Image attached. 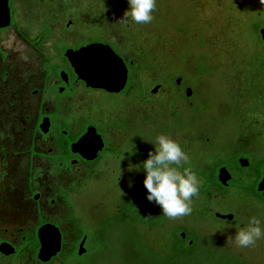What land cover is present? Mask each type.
I'll use <instances>...</instances> for the list:
<instances>
[{"label":"rangeland","instance_id":"rangeland-1","mask_svg":"<svg viewBox=\"0 0 264 264\" xmlns=\"http://www.w3.org/2000/svg\"><path fill=\"white\" fill-rule=\"evenodd\" d=\"M71 4L78 11L79 29L90 33L83 24L98 22L101 34L120 55L126 60H139L136 73L141 72L138 79L143 87H150L151 79L167 81L171 75L183 78L181 82L190 85L194 91L191 104L179 102L175 91L171 95L179 107L177 114L184 120V134L176 128L169 135L164 133L165 123L173 119L168 117L169 103L162 92L151 98L113 96L103 91L93 93L97 102L106 108L113 103L115 109L121 111V121H125L128 131L136 136L132 149L139 158L123 157L120 163L122 182L144 174L145 155L155 151L159 135L178 141L188 154L189 162L196 163L208 160L214 152L223 151L226 141L237 135L242 113L250 105L249 89L256 85L261 75L258 62L264 56V50L255 47L257 38L251 26L260 18L264 23V3L260 0H157L152 22L135 24L123 20L128 10L127 0H17L19 17L32 39L36 38L39 25L47 17L55 16L49 37L51 42L41 46L45 55L54 53L52 43L56 40L73 44L84 39L85 35L76 28L73 14L64 13L71 10ZM3 37L4 61L0 55V238L17 244L23 231L32 229L37 223L32 202L24 199L26 191L21 170L26 167L24 159L28 155L34 120L41 103L40 95H33L32 91L41 89L44 72L37 51L17 41L11 33ZM3 71L8 74L6 79L2 76ZM48 98H44L45 104H53ZM88 99L89 96L80 89L74 102ZM68 103L71 101H61L63 105ZM177 122L175 120L174 127H178ZM111 161L113 159L108 158L101 163L99 174L87 181L81 191L78 188L75 195V209L96 247L86 256L84 264H170L164 258L162 246L168 240L165 233L179 222L204 235L216 237L228 248L227 252L240 256L245 264H264V239L247 248L237 247L234 241L235 233L246 227L249 218L257 216L264 220V210L253 202H243L234 191L222 199L210 201L209 205L220 212H235L237 221L216 220L211 215L203 222H194L192 215L167 217L163 228L147 232L142 226L139 233L144 235L136 237L127 220L125 223L107 220L109 232L104 235V241L98 240V235L93 233L97 226L101 227L102 218L112 219L117 214L113 208L116 202L115 172L109 174L105 169ZM83 177L80 173L59 179L64 182L76 179L79 183ZM43 188L50 189V185ZM152 205L162 213L158 205ZM46 214L49 219L61 220L63 228L68 227L64 219L67 209L63 203L47 206ZM226 257L228 254H222V251L214 254L199 251L174 264H217ZM0 264L62 263L61 258L40 263L31 253L25 252L15 263L0 255Z\"/></svg>","mask_w":264,"mask_h":264},{"label":"flooded vegetation","instance_id":"flooded-vegetation-1","mask_svg":"<svg viewBox=\"0 0 264 264\" xmlns=\"http://www.w3.org/2000/svg\"><path fill=\"white\" fill-rule=\"evenodd\" d=\"M8 6L10 10V24L0 28V55L2 61H4L5 58V51L2 47L4 41L3 35L11 33L16 37L17 41L28 44L29 47L40 54L39 60L44 75L41 89H33L32 91L33 95H40L41 103L39 104L38 112L34 120L32 137L27 151L28 155L27 158L24 159L26 167L21 170L26 191L24 199L32 202L35 208L37 223L32 229L23 231L17 244L0 238V244L4 242L9 243L15 250L11 255H4L1 252L0 255L11 258L22 245L26 237L25 235L29 233H32L39 243V228L45 224H52L60 231L62 238L61 250L56 256L52 257L50 261L41 262L37 258L40 248L39 243L35 259L40 263H49L56 258H61L64 254H69L74 250L76 240L79 237L77 254L79 246L84 240L83 247L85 252L81 255L78 254L82 256L87 253V242L90 235L75 209L77 205L75 195L78 188L80 189L79 191H81L87 181L99 174L101 163L107 161L108 158L113 159V161L108 162V166L105 169L109 174L115 172L116 202L113 208L117 214H115L112 219L106 216V218L103 217L99 226L107 222V220H114L117 222L129 220L125 216H121L122 207L125 204H134L140 195H147V190L143 184L145 173L131 176L129 181L126 180L124 182H122L120 175L122 169L120 163L123 157L134 160L139 158V154L134 153L132 149L136 136H134V133L128 131L127 125H124L126 122L121 121V111L116 110L113 103H109L107 105L108 108H106V105L97 102L93 93L103 91L113 96L133 95L135 97L144 96L151 98L162 92L169 103L168 117L170 120L173 119L170 123H165L164 133L169 135L172 131H175L176 128H178L181 134H184L182 128L183 118L179 117L177 114L179 107H177V102L170 98L171 95L176 92L179 96V102L191 104L194 91L190 85L181 82L183 78L179 76L172 77L171 75L167 77V81L161 80L154 83V80L151 79L150 87L145 88L138 79V74L141 72L130 73L129 71L126 86L118 93L87 87L86 84L78 78L65 57L64 53L66 49H77L92 42H102L109 44L113 50L123 58L125 63L128 61L114 49V45L111 42L103 37L100 24L98 22L83 24L86 27L85 29L90 33L83 32L77 27V25H81L79 24L80 22H77L78 11L71 4V10L67 12V10H69L67 9L64 13L73 14L75 22L77 23L76 28L85 35L84 39L73 44H68L62 40H56L52 43L54 53L48 56L41 51V46L47 42H51L49 37L52 34V22L55 16H53V18L47 17V19H50V32L44 37L40 36L43 22L37 29L36 38L32 39L28 36L26 26L19 17L17 0H8ZM91 33L94 34L91 35ZM64 47L63 54L60 55V50ZM147 74L148 73H146V75ZM2 76L6 79L8 77L7 72L3 71ZM152 85H154V87L151 88ZM156 86L158 87L154 91ZM80 89L83 94L88 95L90 99L81 103H75V97ZM46 97H49L48 99L52 100L54 103L46 105V100H44ZM63 99H67L71 101V103L63 105L61 104ZM243 113V118L240 121V131L235 137L226 141L225 146H223V151L214 152L211 158L208 160L204 159L201 163L189 162L183 165L181 171H183L184 167L189 166V168L195 169L198 173L205 172L211 177L213 183L208 185V190L212 193L209 203L215 199H222L229 192L234 191L243 198V202H253L255 206H258L259 209L263 211L264 189L259 190V186L264 177V104L258 107V119L249 118L248 107ZM175 120H178V127H174V125H176L174 124ZM90 128H94L96 134L100 136L102 148L96 152L94 158L88 159L84 157L80 151L74 150L73 146ZM127 137L130 138L127 139ZM182 138L185 139L184 136ZM205 142H208L207 138H205ZM46 145L47 147L43 148V146ZM145 157L147 160L148 154H146ZM222 170L224 172L223 175L228 176L225 178V182L220 180ZM80 173L83 174L84 177L79 183L76 179L67 182L59 179L63 176H73ZM197 176L200 178L201 184L205 182V179L200 177V174ZM48 179H50L49 183L47 182ZM48 184L50 185V189H44L43 186H47ZM255 192H259L260 196ZM146 201L148 200L146 199ZM60 202L63 203L67 209V214L64 216L68 224L66 229L63 228L61 220L49 219L46 214L47 206H54ZM148 203L152 204L149 201ZM210 210L212 211L213 218L216 220L228 222L237 221L238 217L235 212H220L211 206ZM219 215H232V218H222ZM163 220L165 225L166 219ZM176 225L168 229L165 233L167 237L171 234L172 229L175 228ZM101 228L102 227L97 226L93 234L100 235L99 231ZM181 234L185 235L183 232ZM184 235H182V237H184ZM24 251L34 256V252L27 247H24Z\"/></svg>","mask_w":264,"mask_h":264},{"label":"trees","instance_id":"trees-1","mask_svg":"<svg viewBox=\"0 0 264 264\" xmlns=\"http://www.w3.org/2000/svg\"><path fill=\"white\" fill-rule=\"evenodd\" d=\"M261 19V18H260ZM259 20L255 21L251 29L256 35L257 43H255V47L262 48L264 50V39L260 34V30L264 29V23ZM47 20V21H46ZM42 25V30L40 31V36L44 37L49 32V23L50 19H46ZM97 39V38H96ZM60 49V48H58ZM65 47L60 50V55L63 54ZM261 56V55H260ZM261 61L258 62V68L260 67V79L257 81L256 85L258 88L253 86L250 87L248 94L251 96L248 105V113L250 119H258V107L264 104V56ZM132 61V62H131ZM139 60L129 59L126 64L128 67V71L130 73H135L137 69V64ZM161 81V80H158ZM157 80H154V83ZM258 84V85H257ZM261 84V86H260ZM263 84V85H262ZM256 93H255V92ZM253 105V106H252ZM189 168V166H187ZM192 171L196 173V175L200 174V177L205 179V182L201 184L199 195L193 198L192 201V212L190 215L193 217V221H204L208 215L213 217L212 211L210 210L209 200L212 193L208 190V185L213 183L211 177L205 172L198 173L195 169L190 168ZM260 196L259 192H255ZM122 215L125 216L129 220H124L120 223H129L131 233L136 237L140 235V228L146 227L147 232L151 231L154 228H163L164 220L167 217L162 213L158 212L154 205L149 204L146 201V195H140L137 198L134 204H125L122 207ZM164 216V217H163ZM108 223L104 222L101 224V229L99 231L98 240L102 241L104 235L109 232ZM185 233L184 237H182L181 233ZM130 233V234H131ZM144 234H141L143 236ZM25 239L23 240L22 245L16 250L15 254L11 256V259L15 263L19 258H21L25 251L24 247H27L29 250L34 252V257L36 258V253L39 247L38 240L32 233L26 234ZM80 237L76 240V245L74 250L69 254H64L61 256L62 264H84V259L87 255H90L93 250L96 249L94 245L91 243L92 240L89 238L87 242V253L82 256L77 254V245ZM104 241V240H103ZM163 255L167 262L170 264H174L175 262H179L180 258L186 257L191 258L199 251H205L210 254H214L215 252L222 251V254H228L225 260H220L217 264H245L242 258L236 254L227 252L228 248L223 244H221L220 240L213 236L204 235L202 232L189 228L187 225L180 222L176 225L175 228L172 229L171 234L168 236V240H165L164 245L162 246ZM217 249L216 251H214ZM219 254V253H218ZM217 255V253H216ZM59 256V254H58ZM225 256V255H224ZM219 257V256H218ZM188 264V263H186Z\"/></svg>","mask_w":264,"mask_h":264},{"label":"clouds","instance_id":"clouds-1","mask_svg":"<svg viewBox=\"0 0 264 264\" xmlns=\"http://www.w3.org/2000/svg\"><path fill=\"white\" fill-rule=\"evenodd\" d=\"M127 3L124 21L131 20L135 24L152 22L157 0H127ZM154 146L155 151L149 152L148 159L142 164L146 199L158 205L163 215L170 219L190 215L201 181L190 168L184 167L181 171L183 165L189 163L188 154L178 141L166 135H159ZM260 239H264V220L257 216L249 218L246 227L234 236L235 244L240 248L255 245Z\"/></svg>","mask_w":264,"mask_h":264},{"label":"water","instance_id":"water-1","mask_svg":"<svg viewBox=\"0 0 264 264\" xmlns=\"http://www.w3.org/2000/svg\"><path fill=\"white\" fill-rule=\"evenodd\" d=\"M10 24V10L8 0H0V28ZM264 39V29L260 30ZM76 75L87 87L103 89L107 92L118 93L126 86L128 79V67L121 56L106 43L92 42L77 49L68 48L64 53ZM64 77V74L62 73ZM158 86L154 88V91ZM74 150L80 151L84 157L91 159L102 148V140L96 134L94 128L89 131L73 146ZM88 148V149H87ZM85 149V150H83ZM220 174V180L225 182L228 176ZM264 189V177L259 190ZM222 218H232V215H219ZM184 235V234H182ZM40 248L37 258L41 262H48L61 250L62 238L59 229L52 224H45L38 230ZM81 242L78 254L85 252ZM14 247L9 243L0 244V252L4 255L14 253Z\"/></svg>","mask_w":264,"mask_h":264}]
</instances>
